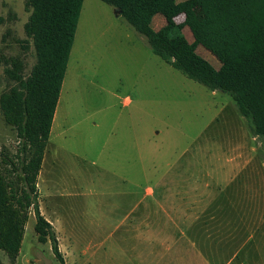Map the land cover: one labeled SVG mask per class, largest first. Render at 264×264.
Instances as JSON below:
<instances>
[{"label": "rangeland", "instance_id": "rangeland-1", "mask_svg": "<svg viewBox=\"0 0 264 264\" xmlns=\"http://www.w3.org/2000/svg\"><path fill=\"white\" fill-rule=\"evenodd\" d=\"M29 14L25 0H0V94L13 84L4 75L5 58H20L26 74L35 62L24 32ZM159 24L155 18L152 27ZM182 31L192 42L188 27ZM196 52L219 66L202 46ZM18 145L0 110V153L14 155ZM146 187L151 197H181L184 204L194 198L198 224L210 223L213 249L223 260L264 264L262 139L227 94L153 54L112 6L83 0L37 177L40 213L55 222L58 246L75 252L61 251L64 263L188 264L184 251L169 262L173 249L142 244L141 227H130L148 200ZM218 205L229 210L223 221L202 217ZM34 222L30 209L15 264H59L49 241L38 242ZM188 228L182 221L181 229ZM249 235L256 250L242 246ZM0 261H8L1 250Z\"/></svg>", "mask_w": 264, "mask_h": 264}, {"label": "trees", "instance_id": "trees-1", "mask_svg": "<svg viewBox=\"0 0 264 264\" xmlns=\"http://www.w3.org/2000/svg\"><path fill=\"white\" fill-rule=\"evenodd\" d=\"M100 1L145 36L153 54L211 91L227 94L264 144V0ZM25 3L30 14L24 32L35 62L26 74L20 58H5L4 75L13 84L0 94L3 120L19 144L14 155L0 153V250L8 258L0 264H15L30 209L38 242L49 241L59 264H65L55 231L39 210L37 177L83 0ZM155 15L164 19L158 29L152 27ZM198 45L217 59L218 67L196 52ZM3 165L9 168L6 173Z\"/></svg>", "mask_w": 264, "mask_h": 264}, {"label": "crops", "instance_id": "crops-1", "mask_svg": "<svg viewBox=\"0 0 264 264\" xmlns=\"http://www.w3.org/2000/svg\"><path fill=\"white\" fill-rule=\"evenodd\" d=\"M155 18L160 23L158 27L155 28L158 29L164 24V19L154 16L152 22L153 20H155ZM163 184L164 187L167 189L166 183ZM149 189V187H146L144 192L145 198L148 199L145 202V207L143 205L141 210L137 211L136 217L130 223L131 228H133V226L141 227L140 233L142 237V244H146L148 246L157 244L161 247L167 246L168 250L173 249V258H171L170 256L168 260L169 262H172L173 259L177 260L175 254L177 256L180 252L182 253V251H184L188 254V264H254L253 261L233 262L232 260H228L229 258L227 260H223L221 250L218 249V251H214L212 246L213 235L210 231L209 226L210 223L208 222L204 226H202L201 223L198 224V219L200 216L198 217V213L196 211L197 206L195 204L194 198L189 199L187 203L184 204L181 200V197L171 199L165 197L164 195L159 197H151ZM192 197H194V189L189 188L188 198ZM231 204L234 205V202L230 203V205ZM220 207L222 208V214H220L221 212L218 211ZM216 208L217 209L214 210L208 206V208L201 212V214H203L202 217L207 220V216L209 214H213L210 218V220H212L213 222L214 215H216L217 220H222L226 212H228L229 214V210L227 211L226 208L222 207V205H218ZM184 220L188 221L189 230L181 229V222H184ZM48 221L50 222L54 231L58 235V230L55 225V222H51L50 220ZM235 221L237 222V218L235 219ZM137 222H139V224ZM193 223L195 224L193 225ZM57 240L60 241L59 236ZM254 241V239L252 240V235H249L243 241L242 246H247L250 244V246L252 245L253 248L256 250L258 242L256 241L255 244ZM58 248L60 252H66L70 255L75 253L73 250L70 249V246L65 247V249H63L60 242ZM150 252H152V250L148 247L146 253L150 254ZM256 264L259 263L257 262Z\"/></svg>", "mask_w": 264, "mask_h": 264}]
</instances>
